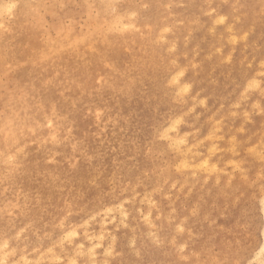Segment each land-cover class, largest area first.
Masks as SVG:
<instances>
[{"label":"rangeland","instance_id":"obj_1","mask_svg":"<svg viewBox=\"0 0 264 264\" xmlns=\"http://www.w3.org/2000/svg\"><path fill=\"white\" fill-rule=\"evenodd\" d=\"M90 1L0 0V97L8 94L18 100L28 99L26 107L32 111L37 123L24 139L21 155L15 156L12 154L15 145L9 138L12 129L7 120L8 109L0 102V150H3L0 152V258L4 259L0 260L1 264H132L133 261L137 262L135 264H160L162 260V264L166 261L171 264H257L252 255L258 251L262 240L263 218L259 201H264V161L256 156V152H264V89L259 91L264 88V0H110L104 14L98 5L102 0ZM28 4L32 5L29 7ZM9 5L15 6L9 10ZM22 6L25 12L21 15ZM18 15H21L19 20ZM220 15L225 18L222 20ZM115 17L123 18L118 22L113 20ZM114 22L117 23L114 25ZM28 28L35 30L36 42L43 48V53L19 47V40ZM160 28H163L162 32ZM80 36L84 37L78 42ZM171 46L175 49L170 50ZM99 49L101 55L96 54ZM80 55L90 57L78 59ZM33 59L40 66L28 64ZM81 60L87 63L86 69H79ZM191 62L196 66H191ZM29 65L38 68L34 74L37 85L27 93L28 88L24 86L27 81L19 76L22 71L30 74ZM72 68H75L73 75L77 88L68 93L61 77ZM180 68H183V74L177 71ZM172 73L177 77L173 79L178 81L172 79L170 86L166 82L171 80ZM253 80L260 82L252 83ZM184 83L190 84V88L187 86L189 91H182ZM248 84L252 87L246 86ZM254 84L259 85L256 88ZM39 87H48L58 100L67 97L68 113L55 108L51 101L43 102ZM254 100L259 103H253ZM251 104L257 105L253 108ZM26 114L29 116L28 110ZM210 114L213 116L209 120ZM179 115H182L183 124L177 120ZM171 119L179 122H174L179 126L176 133L177 126L170 127L174 131L169 129ZM217 120L219 126L215 124ZM22 128L23 125L18 126L19 130ZM213 128L218 130L215 135L221 134L223 139L211 135ZM193 130L196 136L193 134L190 139ZM209 135L215 137L210 141ZM231 135L235 136L232 138L235 143L231 141ZM171 136H176V147L185 143L171 150L174 142ZM178 137L185 141L180 139V142ZM228 137L229 142L237 146L233 151L238 152L231 151L233 146ZM261 143L263 149H260ZM188 144H193L190 148L197 147H192V151L197 149L201 153L190 152ZM253 144L260 151L247 154L246 150L253 151L250 148ZM184 147L188 148L186 153ZM210 148L217 150L211 151L212 156L208 155ZM178 150H183V154ZM184 156L187 161L183 160ZM240 156L241 165L238 161H234L236 165L231 162L230 159L236 160ZM199 160L217 167L208 169L206 163L200 162V167L206 169L201 171L196 163ZM226 160L232 165L226 164ZM216 161V166L211 165ZM181 163L186 164L180 168ZM187 164H195L194 170ZM220 167L229 175L222 173L224 170ZM240 167L245 169L246 177ZM214 169L220 173L219 178L214 176ZM207 170L209 173L205 172ZM230 173L232 179L228 177H232ZM157 185L161 187L159 191ZM258 186L262 187L259 189ZM216 225L221 227H213ZM149 233L147 237L145 234ZM159 242L161 244L156 246ZM164 251H167L166 255Z\"/></svg>","mask_w":264,"mask_h":264},{"label":"bare ground","instance_id":"obj_2","mask_svg":"<svg viewBox=\"0 0 264 264\" xmlns=\"http://www.w3.org/2000/svg\"><path fill=\"white\" fill-rule=\"evenodd\" d=\"M84 1H85V0H84ZM86 1H87V0H86ZM91 1H92V0H91ZM91 1H90V2H91ZM112 1H113V0H112ZM156 1H158V0H156ZM169 1H170V0H169ZM92 2H93V1H92ZM153 2H154V1H153ZM166 2H167V1H166ZM170 2H171V1H170ZM25 3H27V2H25ZM25 3H24V4H25ZM85 3H87V2H85ZM110 3H111L110 0H102V1H100V2L98 3V5H100L101 9H103L102 11H104L103 14L105 13L106 10L108 11L109 6H110ZM90 4H93V3H90ZM90 4L87 5V7L90 6ZM28 5H29V4H28ZM31 5H32V4H31ZM31 5H29V7H30ZM165 5H166V4H165ZM25 6H26V5H25ZM22 7H23V6H22ZM29 7H28V8H29ZM238 7H239V6H238ZM107 8H108V9H107ZM8 9H9V8H8ZM8 9H7V10H8ZM26 9H27V8H26ZM166 9H167V8H166ZM107 11H106V12H107ZM18 12H19V11H18ZM24 12H25V7H23L22 9H21V7H20V12H19V14L21 13V15H22ZM242 13H243V12H242ZM21 15H18L17 20H19V17H21ZM169 15H170V13L168 14V16H169ZM241 15H242V14H241ZM185 16H186V15H185ZM220 16H221V15H220ZM223 16H224V15H223ZM116 17H120V16H116ZM116 17L113 18V20L117 19ZM218 17H219V16H218ZM218 17H215V18H218ZM234 17H235V16H234ZM102 18H104V17H100V19H102ZM110 18H111V17H109L108 19H110ZM122 18H123V17H121V18H119V19L121 20ZM197 18H198V17H197ZM221 18H222V16H221ZM221 18H220V19H221ZM223 18H225V17H223ZM223 18H222V20H223ZM237 18H238V17H237ZM100 19H99V20H100ZM119 19H117L118 22H120ZM150 19H151V17H150ZM220 19H219V20H220ZM110 20H111V19H110ZM117 20H116V21H117ZM162 20H163V18H162ZM213 20H214V18H213ZM216 20H217V19H216ZM216 20H215V21H216ZM236 20H238V19H236ZM105 21H107V19H105ZM107 22H108V21H107ZM109 22H110V21H109ZM122 22H123V21H122ZM187 22L189 23V21H187ZM191 22L193 23V22H195V21H191ZM191 22H190V24H191ZM219 22H220V21H219ZM221 22H222V21H221ZM221 22H220V23H221ZM112 23H113V22H112ZM115 23H117V22H114V25H115ZM128 23H129V22H128ZM213 23H216V22L213 21ZM222 23H223V22H222ZM109 24H110V23H109ZM167 24H168V23H167ZM230 24H231V23H230ZM147 25H148V24H147ZM110 26H111V25H110ZM116 26H117V25H116ZM148 26H149V25H148ZM157 26H158V25H157ZM227 26H228V25H227ZM108 27H109V26H108ZM153 27H155V26H153ZM162 27H163V26H162ZM228 27H229V26H228ZM228 27H227V29H228ZM113 28H114V26H113ZM113 28H112V30H113ZM168 28H169V27H168ZM175 28H176V27H175ZM229 28H230V27H229ZM110 29H111V28H110ZM114 29H116V28H114ZM160 29H162V30H160V31L162 32V31H163V28H160ZM209 29H211V28H209ZM149 30H150V26H149ZM179 30H180V29H179ZM212 30H213V29H212ZM158 31H159V30H158ZM160 31H159V32H160ZM168 31H169V29H168ZM209 31H210V30H209ZM229 31H231V28H230ZM232 31H233V29H232ZM111 32H112V31H111ZM164 32H166V31H164ZM189 32H190V31H189ZM34 33H35V30L32 29V28H28V29L26 30V33H24V36H22V37L20 38L21 40H19V41H20V45H19V47H20L21 49H25V48L29 47L31 50H34V52H35V51H36V52H37V51H40V52L43 51V48L37 44V42H36V37L34 36ZM63 34H64V33H63ZM65 34H67V33H65ZM150 34H151V33H149V35H150ZM243 34H244V32H243ZM80 35H81V34H80ZM149 35H148V37H149ZM68 36H69V35H68ZM68 36H67V38H68ZM157 36H158V35H157ZM159 36H160V35H159ZM229 36H231V38H232V35H229ZM242 36H243V35H242ZM244 36H245V34H244ZM83 37H84V36H82V37L80 36L79 39H78V38H76V39H78L77 41L80 42V41H79V40H81L80 38H83ZM151 37H152V36H151ZM239 37H241V36H239ZM242 38H243V40H244V37H242ZM161 39H162V38H161ZM163 39H164V38H163ZM175 39H176V38H175ZM185 39L187 40L186 37H185ZM235 39H236V37H235ZM235 39H234V40H235ZM230 40H231V39H230ZM234 40H232V41H234ZM51 41H52V40H51ZM77 41H76V42H77ZM163 41H165V40H163ZM76 42H75L74 44H77V43H78V42H77V43H76ZM145 42H146V41H145ZM234 42H235V41H234ZM50 43H51V42H50ZM56 43H57V41H56ZM72 43H73V42H72ZM103 43H104V42H103ZM108 43H109V42H108ZM156 43H157V42H156ZM173 43H174V42H173ZM173 43H172V44H173ZM232 43H233V42H232ZM17 44H18V42H17ZM100 44H101V43H100ZM111 44H113V43H111ZM143 44H144V43H143ZM172 44H171V45H172ZM66 45H67V44H66ZM68 45H70V44H68ZM72 45H73V44H72ZM175 45H176V44H174V46H175ZM16 46H17V45H16ZM50 46H51V45H50ZM65 47H66V46H64V48H65ZM194 47H195V46H194ZM194 47H193V48H194ZM16 48H17V47H16ZM50 48H51V47H50ZM50 48H49V49H50ZM59 48H60V45L58 44V50L61 49V48H60V49H59ZM171 48L175 49V47H172V46L169 47L170 50H171ZM218 48H219V47H218ZM218 48H217V51H218ZM21 49H20V50H21ZM65 49H66V48H65ZM101 49H102V48H101ZM215 49H216V48H215ZM18 50H19V49H18ZM71 50H72V49H71ZM91 50H92V49H91ZM164 50H165V49H164ZM23 51H24V50H23ZM92 51H93V50H92ZM100 51H102V50L99 49V52H98V50H97V53H96V54H97V55H99V54L101 55L102 52H100ZM52 52H53V51H52ZM54 52H55V51H54ZM218 52H220V51H218ZM230 52H232V50H231ZM19 53H20V52H19ZM32 53H33V52H32ZM42 53H43V52H42ZM55 53H57V52H55ZM83 53H84V52H83ZM107 53H108V52H106V54H107ZM195 53H196V52H195ZM195 53H194V54H195ZM59 54H60V51H59ZM77 54H78V53H77ZM144 54H145V53H144ZM146 54H147V53H146ZM146 54H145V55H146ZM165 54H166V52H165ZM19 55H20V54H19ZM60 55H61V54H60ZM83 55H85V54H83ZM169 55H170V54H169ZM175 55H176V54H175ZM39 56H40V55H39ZM47 56H48V55H47ZM62 56H63V54H62ZM104 56H105V55H104ZM148 56H149V55H148ZM207 56H209V55H207ZM225 56H226V55H225ZM228 56H229V55H228ZM44 57H45V56H43V58H44ZM56 57H57V56H56ZM89 57H90V56H89ZM89 57H84V56L80 55V56L78 57V59H79V58H82V59H88ZM99 57H100V56H99ZM149 57H150V56H149ZM229 57H230V56H229ZM229 57H228V58H229ZM228 58H227V59H228ZM155 59H156V58H155ZM159 59H161V56H160ZM227 59H225V60L228 61ZM243 59H244V56H243ZM33 60H34V59H33ZM42 60H43V59H42ZM172 60H173V62H174V59H172ZM221 60H222V59H221ZM31 61H32V60H31ZM38 61H39V60H38ZM81 61H82V63H81V66L79 67V69H81V68H85V69H86L87 67H86L85 65H87V63H84L83 60H81ZM136 61H137V60H136ZM261 61H262V60H261ZM263 61H264V60H263ZM263 61H262V62H263ZM94 62H96V61H94ZM169 62H170V60H169ZM88 63H89V62H88ZM105 63H106V62H105ZM175 63H176V61H175ZM193 63H194V62H193ZM196 63H197V62H196ZM248 63H249V62H248ZM28 64H39V63H38V62L36 61V59H35L33 62H30V63H28ZM111 64H112V62H111L109 65H111ZM153 64H154V62H153ZM173 64H174V63H173ZM176 64H177V63H176ZM258 64H259V62H258ZM262 64H264V62H263ZM76 65H78V64H76ZM107 65H108V64H107ZM107 65H106V66H107ZM139 65H140V64H139ZM143 65H144V64H143ZM194 65H195V63L192 64V62H191V66H194ZM248 65H249V64H248ZM29 66H30V65H29ZM39 66H40V64H39ZM146 66H147V65H146ZM153 66H154V65H153ZM195 66H196V65H195ZM131 67H132V66H131ZM184 67H185V66H184ZM40 68H41V67H40ZM150 68H151V67H150ZM180 69H181L180 71H179L178 69H177V71H178V72H181L183 68H180ZM28 70H29V69H28ZM28 70H27V71H28ZM37 70H38V68H36V66L33 65V66H30V74H27V73H24V74H23V71H22L21 76H19L20 79H22V80L25 79V80L27 81V82H26L27 85H24L25 87L28 88V89H27L28 91L26 90L27 93H28V92L30 93L31 91H33V90L35 89V86L37 85V84H36V79H37V77H36V79L34 78V74H36L35 72H36ZM166 70H167V69H166ZM27 71H26V72H27ZM39 71H42V70H39ZM74 71H75V68H72L70 72H68L67 74L62 75V77L60 76V77H61L62 84H64V86H65L64 89H65L68 93H69L70 91H72V88H73V90L77 88V86L75 85V80H74V75H73V72H74ZM112 71H113V70H112ZM118 71H119V70H118ZM142 71H143V70H142ZM177 71H175V72H177ZM183 71H184V70H183ZM257 71H258V70H257ZM80 72H82V71H80ZM115 72H116V71H115ZM115 72H114V73H115ZM139 72H140V70H139ZM175 72H174V73H175ZM193 72H194V71H193ZM255 72H256V71H255ZM258 72H259V71H258ZM262 72H264V71H262ZM37 73H38V72H37ZM181 73L183 74L184 72H181ZM256 73H257V72H256ZM260 73H261V72H259L258 74H260ZM119 74L122 75L123 73H119ZM162 74H163V73H162ZM176 74H177V73H176ZM27 75H29V76L26 77ZM137 75H138V74H137ZM179 75H180V74H179ZM38 76H39V75H38ZM144 76H145V75H144ZM171 76H173V73H172ZM171 76H170V77H171ZM177 76H178V75H177ZM180 76H182V75H180ZM163 77H164V76H163ZM170 77H169V78H170ZM178 77H179V76H178ZM160 78H161V76H160ZM173 78H175V77L173 76V77L171 78V80L169 79L170 81L168 80L169 82H166V83H168V84L171 83V81H172ZM176 78H177V77H176ZM176 78H175V79H176ZM232 78H233V77H232ZM245 78H246V77H245ZM50 79H51V78H50ZM38 80H39V78H38ZM116 80H117V79H116ZM133 80H134V79H133ZM137 80H138V79H137ZM254 80H257V79L255 78ZM254 80L251 81V82H252V83H253V82H256V81H254ZM20 81H21V80H20ZM152 81H153V80H152ZM173 81L176 82V81H178V80H174V79H173ZM173 81H172V82H173ZM49 82H50V81H49ZM78 82H79V81H78ZM125 82H126V81H125ZM127 82H128V80H127ZM246 82H247V83H250V82H248V81H246ZM259 82H260V81H259ZM259 82H256V83H259ZM103 83H104V82H103ZM130 83H131V82H130ZM139 83H141V82H139ZM214 83H215V81H214ZM252 83H250V84H252ZM38 84H39V83H38ZM124 84H125V83H124ZM245 84H246V83H245ZM250 84H248V85H246V86H251V87H252V85H250ZM100 85H101V84H100ZM106 85H107V84H106ZM169 85L171 86V84H169ZM184 85H185V83H184ZM184 85L181 86L182 88L185 87L183 90H182V88L180 87L182 91H184L185 89H187V86H188V85L190 86V84H187V86H186V85L184 86ZM237 85H238V84H237ZM257 85H259V84H257ZM257 85L255 86V84H254V86H255L256 88L258 87ZM119 86H120V85H119ZM170 86H169V87H170ZM189 86H188V87H189ZM254 86H253V87H254ZM141 87H142V86H141ZM173 87H174V85H173ZM263 87H264V86H263ZM39 88H41V87H39ZM111 88H112V87H111ZM180 88H179V89H180ZM189 88H190V87H189ZM189 88L187 89L188 91H189ZM256 88H255V89H256ZM41 89H42V90H41ZM41 89H39V92H40V90H41V99H42L43 102H46V103H47L48 101H51V102H53V103L55 104V106H56L55 108L62 110V112L65 111V112L68 113L67 108H68V102H69V101H68L67 97H66V98H63V97H65V96H63L61 99L58 100V99L56 98V95L53 94V91H50V89H49L48 87H47L46 89H45V88H41ZM253 89H254V88H253ZM253 89H251V90H253ZM255 89H254V90H255ZM262 89H264V88L259 89V91L262 90ZM90 90H91V89H90ZM177 90H178V89H177ZM187 90H185V91H187ZM244 90H246V89H244ZM244 90H241V92H244V93H245ZM26 91H25V92H26ZM82 91H83V89H82ZM116 91H117V90H116ZM175 91H176V89H175ZM182 91H181V92H182ZM185 91H184V92H185ZM263 91H264V90H263ZM123 92L125 93V91H123ZM123 92H121V93H123ZM169 92H171V91H169ZM176 92H177V91H176ZM181 92H180V93H181ZM196 92H197V91H196ZM241 92H240V93H241ZM132 93H133V92H132ZM182 93H183V92H182ZM182 93H181V95H182ZM229 93H230V92H229ZM244 93H243V94H244ZM10 94H11V93H10ZM23 94H25V93H23ZM60 94H61V93H60ZM62 94H63V93H62ZM164 94H165V93H164ZM167 94H168V93H167ZM185 94H186V93H185ZM248 94H250V92H249ZM251 94H252V93H251ZM263 94H264V92H263ZM13 95H14V94H13ZM13 95H11V96H13ZM186 95H187V94H186ZM228 95H229V94H228ZM25 96L27 97L28 95H25ZM60 96H62V95H60ZM152 96H153V95H152ZM179 96H180V94H179ZM221 96H222V95H220V97H221ZM263 96H264V95H263ZM14 97H15V95H14ZM173 97H174V96H173ZM194 97H195V96H194ZM244 97H246V95H244L243 98H244ZM249 97H250V95H249ZM15 98H16V97H15ZM15 98L10 97V95L6 94L5 97H3V98L0 97V102H2L3 105L6 104V107H7V109H8V110H7V120H8V123L11 125V129H12V132L9 133V138H11L12 142H13L14 145H15V147L13 148V153H12V154H14L15 156H19V155H21V149H22V147H23V146H21V145L23 144L24 139L29 135V133H32V130H33V128L35 127V125H36L37 123H36V121H34L33 115H32V113H31L32 111H30L29 108L26 107V105L28 104V103H27L28 101H26V100H28V99L25 100V99H20V98H19V100H18V99H17L18 97H17L16 99H15ZM21 98H23V97L21 96ZM27 98H28V97H27ZM111 98H112V97H111ZM116 98H117V97H116ZM126 98H127V95H126ZM153 98H154V97H153ZM168 98H169V97H168ZM192 98H193V97H192ZM192 98H191V99H192ZM204 98H205V97H204ZM206 98H207V97H206ZM206 98H205V99H206ZM214 98H215V96H214ZM224 98H225V97H224ZM243 98L241 97V99H243ZM55 99H56V101H55ZM92 99H93V98H92ZM176 99H177V98H176ZM176 99L174 98L175 101H176ZM178 99H179V98H178ZM182 99H184L183 96H182ZM201 99H202V98H201ZM205 99H204V101H205ZM220 99H221V98H219V100H220ZM244 99H245V98H244ZM70 100H71V99H70ZM167 100H168V99H167ZM222 100H223V98H222ZM239 100H240V97H239ZM255 100H256V99H255ZM255 100L253 101V103H254V102L257 103V101H258L259 99H258L257 101H255ZM73 101H74V100H73ZM146 101H147V100H146ZM157 101H158V100H157ZM172 101H173V98H172ZM223 101H224V100H223ZM98 102H99V101H98ZM176 102H177V101H176ZM192 102H193V99H192ZM133 103H134V102H133ZM178 103H180V102H178ZM182 103H183V101H182ZM202 103H203V102L201 101V104H202ZM238 103H239V102H238ZM238 103H237V105H238ZM258 103H259V102H258ZM258 103H257V104H258ZM118 104H119V103H118ZM125 104H126V103H125ZM145 104H146V102H145ZM167 104H168V103H167ZM204 104H205V103H203V105H204ZM234 104L236 105V102H235ZM257 104H253V105L256 106ZM50 105L53 106L52 104H50ZM106 105H107V104H106ZM119 105H120V104H119ZM126 105H127V104H126ZM219 105H220V103H219ZM235 105H234V106H235ZM253 105L251 104V107H252ZM157 106H158V105H157ZM25 107H26V108H25ZM72 107H73V106H72ZM154 107H155V106H154ZM180 107H181V106H180ZM191 107H193V105H192ZM218 107L220 108L221 105L218 106ZM218 107H217V109H218ZM236 107H237V106H236ZM53 108H54V107H53ZM62 108H63V109H62ZM89 108H90V107H89ZM91 108H92V107H91ZM95 108H96V107H95ZM202 108H203V106H202ZM253 108H254V106H253ZM260 108H261V107H260ZM96 109H97V108H96ZM103 109H104V108H103ZM170 109H171V108H170ZM170 109H169V111H170ZM188 109H189V108H188ZM204 109H205V108H204ZM217 109L215 108V111H217ZM257 109H258V108H257ZM27 110H28L29 116L26 114V111H27ZM63 110H64V111H63ZM191 110H192V109H191ZM242 110H244V109H242ZM154 111H156V110H154ZM166 111H167V110H166ZM203 111H204V110H203ZM215 111H213V112H215ZM257 111H258V110H257ZM259 111H261V110L259 109ZM131 112H132V111H131ZM156 112H157V111H156ZM235 112H236V111H234L233 113H235ZM244 112H245V110H244ZM173 113H174V112H173ZM198 113H199V111H198ZM252 113H253V111H252ZM257 113H259V112H257ZM61 114H62V113H61ZM79 114H80V113H79ZM163 114H164V113H163ZM183 114L185 115V113H183ZM229 114H230V113H229ZM231 114H232V113H231ZM168 115H169V114H167V116H168ZM196 115H197V114H196ZM237 115H238V112H237ZM244 115H245V113H244ZM252 115H253V114H252ZM159 116H160V115H159ZM161 116H162V114H161ZM181 116H182V115H181ZM181 116L179 115V118H177V120L179 119V120H180L179 122H181V123L183 124V121L180 119ZM194 116H195V115H194ZM198 116H199V115H198ZM210 116H211V114H210L209 117H208L209 120L212 118L213 115L211 116V118H210ZM229 116H230V115H229ZM232 116H233V115H232ZM232 116H230V117H232ZM127 117H128V116H127ZM223 117H225V116H223ZM227 117H228V116H227ZM63 118H64V117H63ZM67 118H68V120L70 119L69 117H67ZM118 118H119V117H118ZM151 118H152V117H151ZM162 118H163V116H162ZM167 118H168V117H167ZM244 118H246V117H244ZM248 118H249V117H248ZM121 119H122V116H121ZM144 119H145V118H144ZM173 119H174V118H173ZM206 119H207V118H206ZM221 119H222V118H221ZM250 119H251V118H249V120H250ZM74 120H75V119H74ZM123 120H124V119H123ZM127 120H128V119H127ZM171 120H172V119H171ZM174 120H176V119H174ZM194 120H196V119H194ZM218 120H219V119H218ZM218 120L215 122V124L217 123V124H216L217 126H219V124H218ZM245 120H246V119H245ZM245 120H244V121H245ZM164 121H166V120H164ZM164 121H163V122H164ZM213 121H215V120H213ZM244 121H243V122H244ZM246 121H247V120H246ZM71 122H72V121H71ZM157 122H158V121H157ZM160 122H161V121H160ZM170 122H171V121H170ZM174 122L177 123L178 121H173V120H172V123H171L172 126H170L169 123H168L169 129H170V127H175V126H177V125H175ZM179 122H178V123H179ZM219 122H220V120H219ZM243 122H241L242 125H243ZM250 122H251V121H250ZM262 122H263V121H262ZM78 123H79V122H78ZM127 123H128V122H127ZM173 123H174V124H173ZM184 123H186V122H184ZM191 123H192V122H191ZM194 123H195V122H194ZM213 123H214V122H213ZM65 124H66V123H65ZM153 124H154V123H153ZM158 124L161 125L160 123H158ZM188 124H189V126H191L190 123H188ZM201 124H202V123H201ZM222 124H223V123H222ZM19 125H23L22 130H21V129H20V130L18 129V126H19ZM140 125H141V124H140ZM173 125H175V126H173ZM192 125H193V124H192ZM240 125H241V124H240ZM240 125H239V126H240ZM136 126H137V125H136ZM166 126H167V125H166ZM217 126H216V127H217ZM239 126H238V128H239ZM178 127H179V126H177V128L175 127V133H176ZM216 127H215V128H216ZM229 127H230V126H229ZM156 128H157V126H156ZM158 128H159V127H158ZM215 128H213L214 130H213V129H210V130L213 131V133H212L211 135H215L214 132H215L218 128L220 129V127H217V129H215ZM125 129H126V128H125ZM133 129H134V128H133ZM133 129H132V130H133ZM166 129H167V128H166ZM166 129H164V130H166ZM198 129L200 130V126H199ZM219 129H218V130H219ZM236 129H237V128H235V130H236ZM241 129H242V128H241ZM170 130H173V131H174L173 128L170 129ZM194 130H195V129H194ZM194 130L192 131L193 133L190 132V133H192V136L190 135V139H191V138L193 139V134L196 133ZM196 130H197V129H196ZM199 130H198V131H199ZM218 130H217V131H218ZM237 130H239V129H237ZM262 130H263V128H262ZM162 131H163V130H162ZM243 131H244V129H243ZM243 131H241V133H242ZM263 131H264V130H263ZM152 132H153V131H152ZM163 132L165 133L166 131H163ZM167 132H168V131H167ZM188 132H189V131H188ZM188 132H187V133H188ZM208 132H209V134H210V131H208ZM236 132H238V131H236ZM236 132H235V133H236ZM254 132H256V131L254 130ZM257 132H258V131H257ZM164 133H162V134H164ZM187 133L185 132L186 135L189 134V133H188V134H187ZM197 133H199V132H197ZM260 133L262 134V132H260ZM165 134H166V133H165ZM165 134H164V136L166 137L167 135H165ZM206 134H207V136H208V133H206ZM252 134H253V133H252ZM152 135H153V134H152ZM181 135L185 136V135H184V132H182ZM194 135H195V134H194ZM216 135H219V134H216ZM216 135H215V136H216ZM121 136H123V135H121ZM153 136H154V135H153ZM164 136H163V138L165 139ZM169 136H170V135H169ZM195 136H196V135H195ZM195 136H194V137H195ZM205 136H206V135H205ZM205 136H204V137H205ZM207 136H206V137H207ZM215 136H213V137H215ZM220 136H221V134L219 135V137H220ZM231 136H233V137H231V141L233 140V142L235 143L236 140L234 141V139H232V138H235V136H234V135H231ZM260 136H262V135H259V137H260ZM159 137H161V132H160V136H159ZM167 137H168V136H167ZM167 137H166V138H167ZM171 137H172V136H171ZM171 137H170V140H169V138H168L169 142L171 141ZM175 137H176V136L172 137V139H174ZM180 137H181V136H180ZM186 137H188V136H186ZM206 137H205V138H206ZM210 137H212V136L209 135V138H210ZM213 137H212L211 139H209V140L211 141V140L213 139ZM219 137H217V138H219ZM222 137H223V136H222ZM222 137H220V138H222ZM250 137H251V136H250ZM250 137H248V141H249V138H250ZM178 138H179V137H178ZM178 138H177V140H180L182 137L179 138V139H178ZM183 138H185V137H183ZM220 138H219V139H220ZM229 138H230V137H228V142H229ZM130 139H131V138H130ZM201 139H202V137H201ZM201 139H199V140H201ZM203 139H204V138H203ZM222 139H223V138H222ZM15 140H16L17 142H14ZM118 140H120V139H118ZM181 140H182V139H181ZM181 140H180V142H181ZM245 140H246L245 142H247V139H245ZM257 140H260V138H258ZM75 141H76V140H75ZM75 141H74V143H75ZM93 141H94V140H93ZM145 141H146V140H145ZM172 141H174V142H172V144H171V145H173V146L171 147V150H173V148L176 147L175 144L178 143V142H177V143L175 142V141H176L175 139L172 140ZM183 141H185V139H183L182 142H183ZM202 141H203V140H202ZM231 141H230V142H231ZM238 141H239V140H238ZM113 142H114V140H113ZM119 142H120V141H119ZM119 142H118V143H119ZM150 142H151V140H150ZM169 142H168V144H169ZM186 142H187V140H186ZM194 142H196V141H194ZM198 142H201V141H198ZM198 142H196V143H198ZM230 142H229V143H230ZM243 142H244V141H243ZM260 142H261V141H260ZM31 143H33V142H31ZM111 143H112V141H111ZM116 143H117V142H116ZM174 143H175V144H174ZM184 143H185V142H183V143H181V144H184ZM204 143H205V142H204ZM214 143H215V142H214ZM234 143H230V144L232 145V144H234ZM238 143H239V142H238ZM238 143H237V144H238ZM24 144H25V143H24ZM146 144H147V143L145 142V145H146ZM181 144L179 143V144H178V147H179ZM193 144H194V143H193ZM193 144H190V146L193 145ZM201 144H202V143H201ZM215 144H216V143H215ZM259 144H260V143H259ZM74 145H75V144H74ZM82 145H83V143H82ZM145 145H143V146L145 147ZM212 145H213V144H212ZM228 145H229V144H228ZM231 145H230V146H231ZM253 145H254V144H253ZM253 145H252V146H253ZM38 146H39V144H38ZM119 146H120V145H119ZM190 146H189V144L187 145V147H189V148H190ZM197 146H198V145H197ZM209 146H210V145H209ZM209 146H208V147H209ZM230 146H229V147H230ZM232 146H233V145H232ZM240 146H241V144H240ZM252 146H250V148H251V150H253V151L248 152V150H246V151H247V154H248V153H249V154H250V153L252 154V152H254V151H260V150H258V149H255V145L253 146L254 148H253ZM261 146H262V147H260V149H261V148L263 149V144H262V143H261ZM124 147H125V146H124ZM148 147H150V146H147V148H148ZM178 147H176V148H178ZM187 147H184V148H186L185 153H186V151H187V149H188ZM192 147H193V146H192ZM192 147L190 148V152L192 151V150H191ZM198 147H200V145H199ZM201 147H203V146H201ZM215 147H216V145H215ZM227 147H228V146H227ZM227 147H226V148H227ZM235 147H237V146H233V147L231 148V151H233V148H235ZM42 148H43V147H42ZM147 148H146V150H147ZM150 148H151V147H150ZM150 148H149V149H150ZM160 148L162 149V147H160ZM176 148H174V149H176ZM193 148H197V147L195 146V147H193ZM211 148H214V146H213V147L211 146ZM211 148H210V149H211ZM221 148H222V147H221ZM250 148H249V149H250ZM252 148H253V149H252ZM133 149H134V148H133ZM246 149H247V148H246ZM254 149H255V150H254ZM128 150H129V149H128ZM162 150H163V149H162ZM206 150H207V149H206ZM212 150H214V149H211V150L208 149V152H209V151L211 152ZM220 150H221V149H220ZM224 150L227 151V149H224ZM2 151H3V150H0V152H2ZM82 151H83V150H82ZM163 151H164V150H163ZM178 151L182 152L181 155H182L183 152H184L183 150H182V151H181V150H178ZM178 151H177L176 153H178ZM188 151H189V150H188ZM193 151H194V150H193ZM193 151H192V153H193ZM195 151H196V154H197V155H198V153H201V152H197V151H198L197 149H195ZM195 151H194V152H195ZM214 151H215V152L217 151L216 148H215ZM214 151H212V152H214ZM218 151H219V148H218ZM222 151H223V150H222ZM229 151H230V149H229ZM235 151H237V150H235ZM235 151H233V152H235ZM249 151H250V150H249ZM261 151H262V150H261ZM147 152H148V150L146 151V153H147ZM212 152H211V154H208V155H209V156H210V155L212 156ZM237 152H238V151H237ZM237 152H236V154H237ZM80 153H81V152H80ZM170 153H171V152H170ZM176 153H175V154H176ZM188 153H189V152H188ZM192 153H190V154H192ZM230 153H231V152H229V154H230ZM263 153H264V152H263ZM263 153L261 154V153L258 152V154H257V152H256V156H258L259 159H261V160L264 161V154H263ZM194 154H195V153H194ZM196 154H195L194 156H197ZM233 154H234V153H232V155H233ZM254 154H255V152H254ZM254 154H253V155H254ZM23 155H24V154H23ZM53 155H54V154H53ZM86 155H87V154H86ZM94 155H95V153H94ZM103 155H104V153H103ZM137 155H138V154H137ZM142 155H143V154H142ZM184 155H186V154H184ZM188 155H189V154H188ZM199 155H200V154H199ZM5 156H6V155H5ZM194 156H192V157H194ZM209 156H207V157H209ZM221 156H222V155H221ZM246 156H247V155H246ZM6 157H7V156H6ZM207 157H206V158H207ZM219 157H220V156H219ZM219 157H218V158H219ZM243 157H244V156H243ZM28 158H29V157H28ZM73 158H74V157H73ZM125 158H127V157H125ZM181 158H182V156H181ZM197 158H198V156H197ZM204 158H205V157H204ZM206 158H205V159H206ZM210 158H211V157H210ZM223 158H224V157H223ZM241 158H242V157L240 156L239 159L237 158L238 160H237V159H236V160H235V159L232 160L233 158L230 159V160H231V162L238 161L239 164H240V160H241ZM250 158H251V157H250ZM258 158H257V159H258ZM90 159H91V158H90ZM184 159H186L185 156H184L183 160H184ZM195 159H196V158H195ZM259 159H258V160H259ZM187 160H188V159H186V161H187ZM190 160H191V159H190ZM202 160H203V159H202ZM202 160H199L198 162L196 161L197 164L199 163V167H200L201 164L204 163V162L202 163ZM254 160H255V159H254ZM114 161H115V160H114ZM186 161H184V162H186ZM207 161H208V158H207ZM227 161H228V160H226V164H228V163L230 162V161H229V162H227ZM77 162H78V161H77ZM112 162H113V161H112ZM116 162H117V161H116ZM118 162L120 163V161H118ZM133 162H134V161H133ZM178 162H179V161H178ZM180 162H181V161H180ZM182 162H183V161H182ZM200 162H201V164H200ZM222 162H223V161H222ZM231 162H230V163H231ZM241 162H242V161H241ZM243 162H244V161H243ZM243 162H242V163H243ZM81 163H82V162H81ZM205 163H206V161H205ZM205 163H204V164H205ZM208 163H209V162H208ZM218 163H219V162H218ZM223 163H224V162H223ZM230 163H229V164H230ZM236 163H237V162H236ZM247 163H248V162H247ZM60 164H61V163H60ZM98 164H99V163H98ZM185 164H186V163H185ZM185 164H184V163H183V164H182V163L179 164V165H181L180 168L182 167V165L185 166ZM212 164H213V166H214L215 164H217V161H216V162H213V163L211 162V165H212ZM226 164H225V166H227ZM234 164H235V162H234ZM248 164H250V162H249ZM124 165H125V164H124ZM132 165H133V164H132ZM187 165L189 166L190 164H187ZM194 165H195V164H194ZM194 165H193V166L190 165V166L192 167V170H194V169H193V168H194ZM207 165H208V164L206 163V166H207ZM209 165H210V164H209ZM209 165H208V169H209V167H210V169H213V168H216V167H217L216 165H215L216 167H212V166H209ZM230 165H232V163H231ZM235 165H236V164H235ZM240 165H241V164H240ZM258 165H259V164H258ZM114 166H115V165H114ZM116 166H117V165H116ZM128 166H129V165H128ZM128 166H127V167H128ZM133 166H134V165H133ZM190 166H189V168H190ZM260 166H261V165H260ZM102 167H103V166H102ZM127 167H125V168H127ZM174 167H175V166H174ZM176 167H177V166H176ZM186 167H187V166H186ZM186 167H184V168H186ZM196 167H198V166H196ZM199 167H198V168H199ZM203 167H204V166H203ZM211 167H212V168H211ZM223 167H224V166H223ZM180 168H178V169H180ZM189 168H188V169H189ZM200 168H201V167H200ZM220 168H221V167H220ZM220 168H219V169H220ZM240 168H242V167H240ZM245 168L247 169L248 167H245ZM250 168H252V167H250ZM258 168H259V167H258ZM261 168H263V167H261ZM175 169H177V168H175ZM201 169H202V168H201ZM217 169H218V168H217ZM219 169H218V170H219ZM222 169H223V168H221L220 170L222 171ZM142 170H143V169H142ZM142 170H141V171H142ZM185 170H186V169H185ZM199 170H200V169H199ZM199 170H198V171H199ZM203 170H206V169L203 168L201 171H203ZM214 170H215L214 173H216V169H214ZM218 170H217V171H218ZM223 170H224V169H223ZM242 170H243L242 172H243L244 176L246 177V173L244 172L245 169L242 168ZM127 171H128V170H127ZM198 171H197V172H198ZM246 171H247V170H246ZM255 171H256V170H255ZM36 172H37V171H36ZM88 172H89V171H88ZM191 172H192V171H191ZM205 172H208V173H209V170H207V171H205ZM224 172L227 173V170L222 171V173H224ZM201 173H202V172H201ZM222 173H221V174H222ZM228 173H229V172H228ZM228 173H227V174H228ZM36 174H37V173H36ZM98 174H99V173H98ZM190 174H191V173H190ZM219 174H220V173H219ZM219 174L216 173L214 176L217 175L216 177H218ZM257 174H258V173H257ZM158 175H159V174H157V176H158ZM228 175H229V174H228ZM230 175L232 176V173H230ZM249 175H250V174H249ZM185 176H186V175H185ZM207 176H208V175H207ZM109 177H111V176H108V178H109ZM137 177H138V176H137ZM186 177H187V176H186ZM208 177H209V176H208ZM228 177H229L230 179L233 178V176H232V177L228 176ZM261 177H262V175H261ZM58 178H59V177H58ZM101 178H103V177H101ZM167 178H168V177H167ZM191 178H192V177H191ZM218 178H219V177H218ZM234 178H235V177H234ZM115 179H116V178H115ZM158 179H159V178H158ZM162 179H163V178H162ZM192 179H193V178H192ZM215 179H216V178H215ZM260 179H261V178H260ZM179 180H180V179H179ZM218 180H219V179H217V180L215 181L214 185L216 184V182L218 183ZM117 181H118V180H117ZM127 181H128V180H127ZM155 181H156V180H155ZM228 181H229V180H228ZM254 181H255V180H254ZM119 182H120V181H119ZM240 182H241V181H240ZM128 183H129V182H128ZM172 183H173V182H171V184H172ZM174 183H175V182H174ZM226 183H227V184H226ZM226 183H225V184L228 186V182H227V181H226ZM242 183H244V180H243ZM245 183H246V182H245ZM245 183H244V184H245ZM263 183H264V182H263ZM135 184H137V182H136ZM157 184H158V183H157ZM162 184H163V183H162ZM171 184H170V185H171ZM186 184H187V183H186ZM191 184H194V183L191 181ZM225 184H224V185H225ZM232 184H233V183H232ZM253 184H255V183H253ZM126 185H127V183H126ZM129 185H131V184H129ZM147 185H148V184H147ZM158 185H159V184H158ZM158 185H157V186H158ZM181 185H183V183H181ZM224 185H223V186H224ZM259 185H260V184H259ZM96 186H97V185H96ZM134 186L136 187V185H134ZM157 186H156V187H157ZM215 186H216V185H215ZM263 186H264V185H263ZM135 187H134V188H135ZM137 187H138V186H137ZM154 187H155V186H154ZM159 187H160V186H158V189H157L158 191H159ZM171 187H172V186H171ZM219 187H220V186H219ZM221 187H222V186H221ZM235 187H237V186H235ZM246 187H247V186H246ZM248 187H251V185L248 186ZM260 187H262V186H260ZM260 187L258 186L259 189H260ZM78 188H79V187H78ZM121 188H122V187H121ZM123 188H124V187H123ZM160 188H161V187H160ZM189 188H190V187H189ZM199 188H200V187H199ZM224 188H225V187H224ZM228 188H232V187H228ZM252 188H253V187H252ZM254 188H255V187H254ZM129 189H132V188H129ZM135 189H136V188H135ZM135 189H133V190H135ZM151 189H152V188H151ZM233 189H234V188H233ZM233 189H232V190H233ZM236 189H237V188H236ZM255 189H256V188H255ZM190 190H191V188H190ZM199 190H200V189H199ZM205 190H206V189H205ZM221 190H222V188H221ZM228 190H230V189H228ZM234 190H235V189H234ZM244 190H245V188H244ZM109 191H110V190H109ZM111 191H112V190H111ZM154 191H155V189H154ZM218 191H219V190H218ZM252 191H253V190H252ZM252 191H250V192H252ZM128 192H129V190H128ZM155 192H156V191H155ZM189 192H190V191H189ZM189 192H187V193H189ZM204 192H205V191H204ZM206 192H207V193L209 192V188L206 190ZM131 193H132V192H131ZM135 193H136V192H135ZM135 193L133 192L132 195L135 194ZM207 193H206V194H207ZM252 193H253V192H252ZM260 193H261V192H260ZM77 194H78V193H77ZM105 194H106V192H105ZM136 194H137V193H136ZM136 194H135V195H136ZM195 194H196V193H195ZM208 194H209V193H208ZM219 194H220V193H219ZM132 195H131V196H132ZM216 195H217V194H215V196H216ZM198 196H199V194H198ZM201 196H202V194H201ZM210 196H211V195H210ZM164 197H165V196H164ZM175 197H176V196H175ZM177 197H178V196H177ZM199 197H200V196H199ZM199 197H198V198H199ZM86 198H87V197H86ZM237 198H238V197H237ZM237 198H236V200H237ZM174 199H176V198H174ZM174 199H172V201H173ZM199 199H201V198H199ZM212 199H213V198H212ZM261 199H262V198H261ZM132 200H133V198H132ZM132 200H131V202H132ZM213 200H214V199H213ZM89 201H90V199H89ZM201 201H202V200H201ZM206 201H207V200H206ZM199 202H200V201H199ZM212 202H213V201H212ZM259 202H260L259 204H260V208H261V210H262V218H263V221H262V224H261V227H260V231H261L260 233H261V236H262V240H261V243H260L259 248H257L258 251L256 250L257 252H255V253L253 252L254 254L252 255V258H254V259L256 260L257 264H264V201L261 200V201H259ZM168 203H169V202H168ZM197 203H198V202H197ZM213 203H214V202H213ZM213 203H211V204H213ZM170 204H171V203H170ZM118 205H119V204H118ZM195 205H196V204H195ZM209 205H210V204H209ZM224 205H225V204H224ZM233 205H234V204H233ZM120 206H122V205H120ZM199 206H200V205H199ZM130 207H131V206H130ZM137 208H138V207H137ZM190 208H191V207H190ZM195 208H196V207H195ZM202 208H203V207H202ZM224 208H225V207H224ZM224 208L222 207V209H224ZM171 209H172V208H171ZM175 209H176V207H175ZM227 209H228V208H227ZM238 209H239V208H238ZM240 209H241V208H240ZM138 210H139V208H138ZM172 210H173V211H172ZM172 210H171V211H172L173 213H175L174 209H172ZM189 210H190V209H189ZM242 210H243V207H242ZM118 211H119V210H118ZM139 211H140V210H139ZM197 211H198V210H197ZM80 212H81V210H80ZM126 212H127V211H126ZM146 212H147V211H146ZM194 212H195V211H194ZM194 212H193V213H194ZM209 212H210V211H209ZM123 213H125L124 210H123ZM121 214H122V212H121ZM159 214H160V212L158 213V216H159ZM220 214H221V212H220ZM123 215H124V214H123ZM172 215H173V214H172ZM191 215H192V214H191ZM221 215H222V214H221ZM118 216H119V215H118ZM125 216H126V215H125ZM148 216H149V213H148ZM158 216H157V218H158ZM169 216H170V214H169ZM203 216H204V215H203ZM143 217H144V218H145V217L148 218V217H147V214H146V215L143 214ZM171 217H172V216H171ZM174 217H177V216L175 215ZM193 217H195V216H193ZM164 218H165V216H164ZM167 218H168V217H167ZM169 218H170V217H169ZM169 218H168V219H169ZM172 218H173V217H172ZM183 218H184V217H183ZM186 218H187V217H186ZM205 218H206V216H205ZM213 218H215V217H213ZM237 218H238V217H236V219H237ZM0 219H1V218H0ZM174 219H175V218H173L172 220H174ZM184 219H185V218H184ZM184 219H183V220H184ZM203 219H204V218H203ZM236 219H235V220H236ZM119 220H120V219H119ZM144 220H145V219H144ZM146 220H147V219H146ZM146 220H145V221H146ZM166 220H167V219H166ZM201 220H202V219H201ZM214 220H215V219H214ZM7 221H8V220H7ZM120 221H121V220H120ZM164 221H165V219H164ZM196 221H197V220H196ZM196 221H195V222H196ZM209 221H210V220H209ZM209 221H208V222H209ZM124 222H125V221H124ZM124 222L122 221V223H124ZM208 222H207V223H208ZM210 222H211V221H210ZM232 222H233V221H232ZM147 223H148V222H147ZM192 223H194V222H192ZM124 224H126V223H124ZM209 224H210V223H209ZM178 225H179V224H178ZM178 225H177V226H178ZM233 225H234V224H233ZM122 226H123V224H122ZM173 226H174V225H173ZM219 226L221 227V225H216V226H213V227H219ZM149 227H150V226H149ZM155 227H156V225H155ZM159 227H160V226H159ZM171 227H172V226H171ZM175 227H176V226H175ZM182 227H183V226H181V228H182ZM153 228H154V227H153ZM176 228H177V227H176ZM181 228H180V229H181ZM193 228H194V227H193ZM234 228H235V227H234ZM194 229H195V228H194ZM221 229H222V228H221ZM165 230H167V229H165ZM173 230H175V228H174ZM178 230H179V228H178ZM178 230H177V231H178ZM185 230H187V229H185ZM224 230H225V229H224ZM3 231H4V230H3ZM147 231H148V230H147ZM154 231H155V230H154ZM190 231H191V230H190ZM155 232H156V231H155ZM175 232H176V231H175ZM185 232H186V231H185ZM197 232H198V231H197ZM197 232H196V233H197ZM211 232H212V231H211ZM67 233H68V231H67ZM151 233H152V232H151ZM151 233H149V235H148V234H145V235L148 237V236H150ZM180 233H181V232H180ZM180 233H176V234H180ZM196 233H194V234H196ZM198 233H199V232H198ZM215 233H216V232H215ZM121 234H122V233H121ZM156 234H157V233H156ZM199 234H200V233H199ZM213 234H214V233H212V235H210V236H213ZM133 235H134V234H133ZM139 235H140V234H139ZM152 235H153V234H152ZM161 235H162V234H161ZM190 235H191V233H190ZM192 235H193V233H192ZM196 235H197V234H196ZM196 235H195V236H196ZM201 235H202V234H201ZM156 236H157V235H155V237H154V236H153V237L156 238V241H157V237H156ZM170 236H172V235H170ZM188 236H189V235H188ZM193 236H194V235H193ZM153 237H152V238L150 237L151 239H150V238H149V239L152 241V240H153ZM164 237H166V236H163V238H164ZM189 237H190V236H189ZM132 238H133V237H132ZM169 238H170V237H169ZM172 238H174V235H173ZM172 238H171V239H172ZM194 238H195V237H194ZM133 239H134V238H133ZM149 239H148V241H149ZM174 239H175V238H174ZM125 240H126V239H125ZM127 240H128V239H127ZM161 240H162V239H161ZM163 240H164V239H163ZM169 240H170V239H169ZM169 240H167V241H169ZM193 240H194V239H192V241H193ZM205 240H206V238H205ZM132 241H133V240L131 239V242H132ZM159 241H160V240H159ZM185 241H187V240L185 239ZM142 242H143V241L141 240V241H140V244H141ZM152 242H153V241H152ZM160 242H161V241H160ZM160 242H159V244H155V245H156V246H157V245H160V244H161ZM162 242L165 243L164 241H162ZM203 242H204V241H203ZM235 242H236V240H235ZM121 243H122V242H121ZM150 243H151V242H150ZM154 243H155V241H154ZM156 243H158V241H157ZM166 243H168V242H166ZM169 243H170V242H169ZM169 243H168V244H169ZM172 243H173V240H172ZM172 243H171V244H172ZM207 243H208V241H207ZM212 243H213V242H212ZM230 243H231V242H230ZM129 244H130V243H129ZM173 244H174V243H173ZM173 244H172V245H173ZM180 244H181V243H180ZM202 244H203V243H202ZM204 244H205V243H204ZM133 245H134V244H133ZM172 245H171L169 248H171ZM190 245H191V244H190ZM242 245H243V243H242ZM173 246H174V245H173ZM179 246H180V245H179ZM146 247H147V245H146ZM158 247H159V246H158ZM160 247H161V246H160ZM257 247H258V246H257ZM138 248H139V247H138ZM241 248H242V247H241ZM45 249L48 250L47 248H45ZM136 249H137V247H135V250H136ZM107 250H108V249H107ZM133 250H134V249H133ZM133 250H132V252H133ZM138 250H139V249H138ZM138 250H137V251H134V254H135L136 252H138ZM163 250H165V249H163ZM163 250H162V251H163ZM234 250H235V249H234ZM236 250H237V249H236ZM49 251H50V250H49ZM49 251H47V252H49ZM130 251H131V250H130ZM169 251H170V249L168 250V252H169ZM41 252H42V251H41ZM43 252H44V251H43ZM43 252H42V253H43ZM132 252H131V253H132ZM146 252H147V251H146ZM166 252H167V251H164L165 255H166ZM234 252H235V251H234ZM52 253H53V252H52ZM107 253H108V252H107ZM107 253L105 252L106 255H107ZM131 253H130V254H131ZM160 253H161V252H160ZM0 254H1V253H0ZM146 254H147V253H146ZM151 254H152V253H151ZM1 255H2V254H1ZM3 255H5V254H3ZM38 255L40 256V253H39ZM38 255H37V256H38ZM50 255H52V254H50ZM124 255H125V254H124ZM137 255H138V253H137ZM137 255L135 254V256H137ZM233 255H234V254H233ZM52 256H53V255H52ZM150 256H151V255H150ZM150 256H149V257H150ZM162 256H163V253H162ZM140 257H141V256H140ZM35 258H38V257H35ZM40 258H41V257H39V259H40ZM2 259H3V257L0 258L1 261H2ZM105 259H106V258L104 257L103 262L106 263V260H105ZM126 259H127V258H126ZM231 259H232V258H231ZM40 260H41V259H40ZM42 260L44 261L45 259L42 258ZM51 260H53V259H51ZM56 260H57V259H56ZM108 260H109V259H108ZM233 260H234V259H233ZM255 260H250V261L253 262V261H255ZM3 261H4V259H3ZM36 261H37V260H36ZM158 261H159V260H158ZM162 261H163V260H162ZM162 261H161V262H162ZM248 261H249V260H248ZM49 262H50V261H49ZM134 262H136V261H133L132 264H133ZM161 262H160V264H162ZM167 262H168V261H166V264H167ZM236 262H237V261H236ZM236 262H235V263H236ZM136 263H137V262H136ZM158 263H159V262H158ZM158 263H157V264H158ZM168 263H170V262H168ZM248 263H249V262H248ZM248 263H247V264H248ZM0 264H1V262H0ZM51 264H52V263H51ZM69 264H70V263H69ZM134 264H135V263H134ZM170 264H171V263H170ZM245 264H246V263H245ZM249 264H250V263H249Z\"/></svg>","mask_w":264,"mask_h":264},{"label":"snow or ice","instance_id":"obj_3","mask_svg":"<svg viewBox=\"0 0 264 264\" xmlns=\"http://www.w3.org/2000/svg\"><path fill=\"white\" fill-rule=\"evenodd\" d=\"M14 6H15V5H9V6H8V7H9V10H11V8L14 7Z\"/></svg>","mask_w":264,"mask_h":264}]
</instances>
